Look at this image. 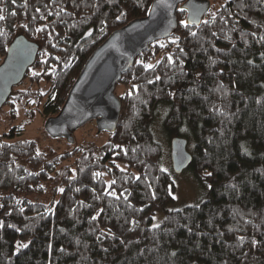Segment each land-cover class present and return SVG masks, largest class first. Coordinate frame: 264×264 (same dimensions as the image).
<instances>
[{
    "label": "trees",
    "instance_id": "16d2710c",
    "mask_svg": "<svg viewBox=\"0 0 264 264\" xmlns=\"http://www.w3.org/2000/svg\"><path fill=\"white\" fill-rule=\"evenodd\" d=\"M152 1L0 0V63L19 34L40 45L4 103L9 119L19 108L57 114L94 49ZM179 8L177 30L117 82L121 111L106 141L61 137L67 148L40 149L0 133V264H264V0L212 1L188 28ZM161 105L170 138L192 144L189 166L207 193L153 225L174 199L152 129Z\"/></svg>",
    "mask_w": 264,
    "mask_h": 264
},
{
    "label": "water",
    "instance_id": "95a60500",
    "mask_svg": "<svg viewBox=\"0 0 264 264\" xmlns=\"http://www.w3.org/2000/svg\"><path fill=\"white\" fill-rule=\"evenodd\" d=\"M211 3L210 0H160L158 4L153 0L146 15L112 31L85 61L59 112L46 118V131L54 137H64L70 143L77 141L75 131L91 120L96 121L98 131H114L121 111L115 87L122 74L152 41L170 36L177 30L179 7L186 9L185 20L190 25L199 26ZM194 12L199 16L195 22ZM39 46L23 34L17 35L9 44L0 63V108L35 61ZM171 159L176 171H182L192 163L193 154L185 136L171 138Z\"/></svg>",
    "mask_w": 264,
    "mask_h": 264
},
{
    "label": "rangeland",
    "instance_id": "374dc122",
    "mask_svg": "<svg viewBox=\"0 0 264 264\" xmlns=\"http://www.w3.org/2000/svg\"><path fill=\"white\" fill-rule=\"evenodd\" d=\"M215 6L222 3L224 0H210ZM26 81L25 85L28 84ZM164 115V106H160L158 115L154 119L152 125L155 138L161 144V158L162 167L167 170L171 177V187L174 199L169 201L165 207L158 208L153 214L152 224H160L167 211L178 209L189 204L200 202L207 193L206 184L193 170L192 166L186 167L182 171H176L172 165L171 159V138L167 131L162 126V117ZM8 105H2L0 108V133L6 131L4 138L7 140L17 139H34L38 142L40 149L56 148L63 150L68 147L67 142L61 137H54L50 135L45 129L46 118L41 113H37L33 118H29L19 108L17 115L12 120ZM76 139H81L85 136L86 141H93L96 144H101L109 138L107 131L99 132L96 127V121L91 120L81 126L75 131ZM192 144L188 143V149L191 151Z\"/></svg>",
    "mask_w": 264,
    "mask_h": 264
},
{
    "label": "snow or ice",
    "instance_id": "6c2138e0",
    "mask_svg": "<svg viewBox=\"0 0 264 264\" xmlns=\"http://www.w3.org/2000/svg\"><path fill=\"white\" fill-rule=\"evenodd\" d=\"M12 2L15 3L16 0H12ZM157 3L159 4V3H160V0H157ZM166 6H167V7H171L172 5H166ZM2 11H4V10H3V9H0V12H2ZM36 11H39V8H37ZM150 11H151V10H150ZM179 11L183 13V12L185 11V9H184L183 7H181V8H179ZM11 14H12V15H15L14 12L11 13ZM124 15H125V13L121 12L120 15L116 16V20H120ZM41 18H43V17H41ZM4 19H5V17H4L3 15H0V20H4ZM33 19H35V17H33ZM197 19H199L198 13H197V12H194V13H193V22H195ZM102 23H104V22L102 21ZM179 23H180L183 27H185V28H188V27H189V21H187V20H181ZM204 23L207 24V23H209V21H204ZM36 31H37V32L44 31V28H37ZM101 31H103V29H101ZM0 35H3V32H2V31H0ZM86 35H87V36H91V35H92L91 30H90L89 32H87ZM190 35L195 36L196 33H195V32H191ZM261 39L264 40V37H261ZM175 42H176V41L174 40L173 43H175ZM53 47H55V45H53ZM162 47H163V45H162ZM181 51H183V50L181 49ZM56 59H59V57H56ZM168 61H169L170 63L172 62V59H171L170 56L168 57ZM45 63H47V61H45ZM137 63H143V62H142V61H137ZM143 67H144V70L147 71V70H149V69H152L154 66H153L152 64H144ZM33 75H34V76H35V75H39V73L34 72ZM156 79H159V77H156ZM152 82H153L152 80H149V81H148V83H152ZM133 88H136V85H133ZM41 95H44V93L41 92ZM53 99H55V97H53ZM122 170H123V169H122ZM162 171H166V170L162 169ZM95 175H96V176H99V175H101V173H96ZM207 175H211V173H207ZM136 179L139 180L140 177H136ZM112 183L114 184L115 181H113ZM109 187H110V186H109ZM209 187H211V185H209ZM60 191L63 192V189H60ZM77 191H79V189H77ZM108 195H110V196H115L116 193L113 191V192H109ZM2 207H3V205H0V208H2ZM21 211H22V209H21ZM100 211L102 212L103 209H101ZM8 214L10 215V213H8ZM92 219L95 220L96 217L94 216V217H92ZM2 226H3V222H0V227H2ZM154 227H156V226H154ZM241 239H243V238L241 237ZM255 243H256V241H253V244H255ZM21 247H27V245H19V244H18V245H17V251H19V249H20ZM173 255H174V254H173Z\"/></svg>",
    "mask_w": 264,
    "mask_h": 264
}]
</instances>
